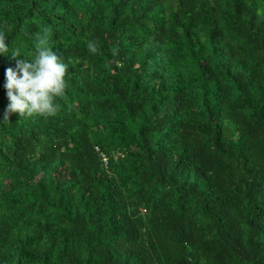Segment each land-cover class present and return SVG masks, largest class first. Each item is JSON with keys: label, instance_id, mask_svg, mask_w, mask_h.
Wrapping results in <instances>:
<instances>
[{"label": "trees", "instance_id": "1", "mask_svg": "<svg viewBox=\"0 0 264 264\" xmlns=\"http://www.w3.org/2000/svg\"><path fill=\"white\" fill-rule=\"evenodd\" d=\"M0 33V264H264V0H0ZM37 34L64 92L5 121Z\"/></svg>", "mask_w": 264, "mask_h": 264}, {"label": "clouds", "instance_id": "2", "mask_svg": "<svg viewBox=\"0 0 264 264\" xmlns=\"http://www.w3.org/2000/svg\"><path fill=\"white\" fill-rule=\"evenodd\" d=\"M38 35L37 55L34 59H19L17 70L9 68L6 72L7 97L9 104L4 120L10 119L12 113L20 117L54 115L56 111L55 98L63 94L67 65L55 55L52 49L46 47L47 35ZM90 52H95L93 42L87 45ZM9 48L4 34L0 33V54H7ZM13 57H23L19 50L11 52Z\"/></svg>", "mask_w": 264, "mask_h": 264}, {"label": "built area", "instance_id": "3", "mask_svg": "<svg viewBox=\"0 0 264 264\" xmlns=\"http://www.w3.org/2000/svg\"><path fill=\"white\" fill-rule=\"evenodd\" d=\"M105 162H107V158H104Z\"/></svg>", "mask_w": 264, "mask_h": 264}]
</instances>
